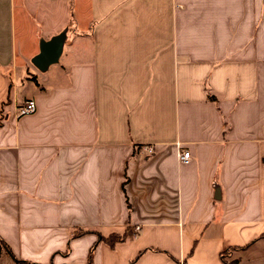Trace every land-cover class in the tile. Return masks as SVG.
<instances>
[{
  "label": "crops",
  "instance_id": "0c3cea01",
  "mask_svg": "<svg viewBox=\"0 0 264 264\" xmlns=\"http://www.w3.org/2000/svg\"><path fill=\"white\" fill-rule=\"evenodd\" d=\"M0 238L36 264H264V0H0Z\"/></svg>",
  "mask_w": 264,
  "mask_h": 264
},
{
  "label": "water",
  "instance_id": "95a60500",
  "mask_svg": "<svg viewBox=\"0 0 264 264\" xmlns=\"http://www.w3.org/2000/svg\"><path fill=\"white\" fill-rule=\"evenodd\" d=\"M67 38L66 30L53 35L49 40L41 39L40 50L31 59V62L41 72H46L51 65L59 63V59L64 52V43Z\"/></svg>",
  "mask_w": 264,
  "mask_h": 264
},
{
  "label": "trees",
  "instance_id": "16d2710c",
  "mask_svg": "<svg viewBox=\"0 0 264 264\" xmlns=\"http://www.w3.org/2000/svg\"><path fill=\"white\" fill-rule=\"evenodd\" d=\"M129 236L128 232H126V234H120V233H112L111 236L109 237H104L103 235H101L100 237V241H105L106 243H108L111 247L114 246L115 244H117L118 242L124 241L126 240V238ZM96 245H94L93 250L90 254V262L91 264H93L92 260H93V252L95 250ZM1 249L6 250L7 252H9L12 256V259L14 261V264H36L33 262H29L27 260H19L13 253V251L10 249L9 245L5 244L4 241L1 240L0 238V252L2 251ZM221 257L223 258V254H221ZM224 264H237L236 260H230V262L225 261Z\"/></svg>",
  "mask_w": 264,
  "mask_h": 264
},
{
  "label": "built area",
  "instance_id": "2783aa9c",
  "mask_svg": "<svg viewBox=\"0 0 264 264\" xmlns=\"http://www.w3.org/2000/svg\"><path fill=\"white\" fill-rule=\"evenodd\" d=\"M36 103L33 99H28L24 101L23 104L18 109V117H21L23 115H30L36 112ZM179 147V145H178ZM145 152L147 154H153L155 152V149L152 146H145L144 147ZM178 156L181 162L187 161L191 158V151L189 150H183L181 147H179Z\"/></svg>",
  "mask_w": 264,
  "mask_h": 264
},
{
  "label": "rangeland",
  "instance_id": "374dc122",
  "mask_svg": "<svg viewBox=\"0 0 264 264\" xmlns=\"http://www.w3.org/2000/svg\"><path fill=\"white\" fill-rule=\"evenodd\" d=\"M56 67H57V64L51 66V68H50V70L48 72H40V71H38V70L35 69L34 70V73H36L39 76V78H44V76H50V75H52V73L55 71V69H57ZM33 75L31 73H25V76L26 77L27 76H32L33 77ZM33 80H35V79H33ZM23 81H25V80H21V78H20V80L18 82H19V84H22ZM1 250L2 251L0 252V256H1V258H0V264H12L11 257L9 256V253H7V251L4 250V249H1Z\"/></svg>",
  "mask_w": 264,
  "mask_h": 264
}]
</instances>
